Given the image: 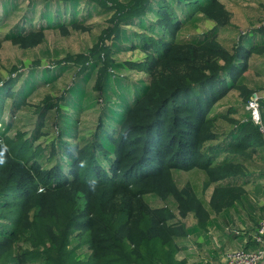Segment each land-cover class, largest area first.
Segmentation results:
<instances>
[{
    "label": "trees",
    "instance_id": "16d2710c",
    "mask_svg": "<svg viewBox=\"0 0 264 264\" xmlns=\"http://www.w3.org/2000/svg\"><path fill=\"white\" fill-rule=\"evenodd\" d=\"M22 4L0 44L33 48L47 30L86 31L95 16L110 19L112 38L51 67L27 64L0 82V264H183L175 239L185 229L176 218L192 212L204 226L209 212L174 174L202 171L205 189L214 186L215 213L244 202L245 185L264 177V134L250 112L237 120L229 116L235 110L214 111L230 91L251 98L245 72L253 54L264 55V23L231 53L217 36L231 18L221 0H0V27ZM200 20L213 28L184 34ZM134 50L143 57H117ZM71 70L74 83L60 97L29 104ZM131 72L145 78L131 81ZM95 92L101 108L94 129L84 130L79 116L99 103ZM28 106L17 120L33 128L11 133V116ZM259 110L264 126L262 100ZM219 119L230 130L219 132Z\"/></svg>",
    "mask_w": 264,
    "mask_h": 264
},
{
    "label": "rangeland",
    "instance_id": "374dc122",
    "mask_svg": "<svg viewBox=\"0 0 264 264\" xmlns=\"http://www.w3.org/2000/svg\"><path fill=\"white\" fill-rule=\"evenodd\" d=\"M26 1L27 0H25V2ZM222 2L231 18L228 28L219 35L220 42L232 53L242 40V37L247 36L251 30L258 29L263 25L264 0H222ZM24 7L25 5L22 4L19 8V12L0 27V37L16 22L17 18L21 16ZM89 24L90 26L86 31L70 30L67 34L47 30L45 32L44 42L29 49H21L9 41H3L0 44V82L9 75L15 76L18 72H24L27 70V64L40 63L41 66L51 67L54 66L53 63L57 61L72 59L75 55L87 54L97 47L108 46L112 38L108 33V28L112 25L110 19L95 16L90 20ZM211 26L212 25L208 22H202L197 28L191 27L187 31H184V34L203 32L210 29ZM46 49L56 52L58 54L57 58L55 60L47 59L46 55H44ZM117 57L120 60H139L143 57V54L138 50H134L120 52L117 54ZM249 63L250 67L245 72L247 79L246 85L250 91H253L252 96L262 98L264 97V55L253 54ZM72 73V70L66 72L53 86L38 89L28 98L29 104L42 106L45 96H50L52 98L60 97L66 87L74 83ZM142 77L145 78L142 73L131 72L126 78L131 81H136ZM93 95L99 100V103L94 108L84 111L79 116L80 126L83 127L84 130L94 129L101 108L99 93L95 92ZM9 102L10 100L7 99L3 107L2 118L5 121L9 120ZM245 105L246 103L240 96L239 91L233 90L215 104L214 111L216 110L222 113L223 111H227V109L235 110V112L229 116L232 119L235 118L240 120L245 117L247 112V110H245ZM33 108L32 106L21 108L11 116L12 121H14V127L11 133L24 127V130L33 128L32 126L25 125L29 123L28 121L17 120L20 116L28 115L30 113L29 111H32ZM52 117L55 119L54 114L51 112L48 115L49 121L52 122L49 128L56 130ZM217 129L219 132L225 133L230 130V124L224 119H219L217 121ZM201 173L200 170L198 172L177 171L174 176L177 185L180 187L187 179L194 181L199 180V175H202ZM205 194L207 195L208 193L205 191ZM146 199L152 205H157V203H159L157 197L152 194H147Z\"/></svg>",
    "mask_w": 264,
    "mask_h": 264
},
{
    "label": "crops",
    "instance_id": "0c3cea01",
    "mask_svg": "<svg viewBox=\"0 0 264 264\" xmlns=\"http://www.w3.org/2000/svg\"><path fill=\"white\" fill-rule=\"evenodd\" d=\"M202 22H208L212 26L210 29L196 34L207 32L214 26L213 22L200 20L196 23L195 28L200 26ZM227 28L228 26L219 30L217 35L219 41L220 33ZM255 160L260 159L256 158ZM260 169L256 168V171ZM189 171L198 172L199 170ZM201 174L199 180L187 179L181 186L185 183L191 184L197 197L202 200L205 208H207L209 218L204 226L198 225L192 212H189L185 217L176 218L184 226L185 234L175 239L178 245L175 259L183 264H226L224 256L227 252L237 249L249 250L255 247L252 238L259 221L264 219V177L245 185L246 193L241 197L245 199L244 202L237 201L233 206L215 213L208 204L214 186L205 189L203 186L205 177L203 172ZM205 191L208 193L207 195ZM165 203L172 207L175 212L171 199H167ZM236 230L239 231L238 234H235Z\"/></svg>",
    "mask_w": 264,
    "mask_h": 264
},
{
    "label": "built area",
    "instance_id": "2783aa9c",
    "mask_svg": "<svg viewBox=\"0 0 264 264\" xmlns=\"http://www.w3.org/2000/svg\"><path fill=\"white\" fill-rule=\"evenodd\" d=\"M264 101V97L258 98L252 96L245 105V110L251 114V119L259 126L264 134V126L260 115V101ZM239 231L236 230L235 234ZM254 249H237L227 252L224 256L226 264H263L264 263V220L259 221L256 231L253 235Z\"/></svg>",
    "mask_w": 264,
    "mask_h": 264
},
{
    "label": "clouds",
    "instance_id": "9594fccd",
    "mask_svg": "<svg viewBox=\"0 0 264 264\" xmlns=\"http://www.w3.org/2000/svg\"><path fill=\"white\" fill-rule=\"evenodd\" d=\"M5 162H6L5 153L4 151H0V165H3ZM82 163L83 162H81V166H82Z\"/></svg>",
    "mask_w": 264,
    "mask_h": 264
}]
</instances>
